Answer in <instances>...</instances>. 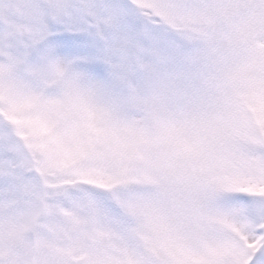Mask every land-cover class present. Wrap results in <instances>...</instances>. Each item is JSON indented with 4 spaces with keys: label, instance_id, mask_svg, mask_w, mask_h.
<instances>
[{
    "label": "rangeland",
    "instance_id": "1",
    "mask_svg": "<svg viewBox=\"0 0 264 264\" xmlns=\"http://www.w3.org/2000/svg\"><path fill=\"white\" fill-rule=\"evenodd\" d=\"M135 1L172 31L150 30L136 20V33L148 44L130 64L133 18L118 0H0V111L15 130L21 128L25 141L31 136L35 150L44 151L46 179L92 155L95 171L79 167L71 175L111 191L115 173L135 155L138 165L147 162L148 179L164 185L160 174H168L171 185L183 190L122 201L125 216L137 222L128 230L108 210L110 199L92 203L85 197L68 202L65 212L52 208L46 215L58 242L40 252L37 263L90 257L76 242L90 238L85 230L92 221L98 238L93 264H248L264 244V230H254L264 206L245 219L239 206L226 212L221 207L217 217L212 192L246 191L264 199V158L260 163L254 157L257 141L247 114L253 111L264 128V0ZM53 18L80 35L54 33ZM129 83L133 101L125 93ZM47 84L49 91L40 89ZM132 108L148 121L137 120ZM21 160L17 155L16 162ZM179 197L190 199V214L180 210ZM32 216L33 210L26 223ZM217 223L234 238H213L211 225ZM7 235L0 230V245ZM138 242L147 257H137ZM6 254L15 252L0 246V257Z\"/></svg>",
    "mask_w": 264,
    "mask_h": 264
}]
</instances>
